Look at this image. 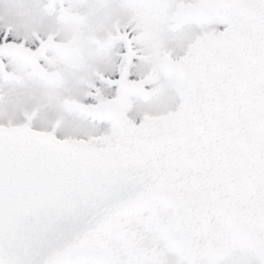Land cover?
<instances>
[{"label":"snow or ice","instance_id":"1","mask_svg":"<svg viewBox=\"0 0 264 264\" xmlns=\"http://www.w3.org/2000/svg\"><path fill=\"white\" fill-rule=\"evenodd\" d=\"M0 264H264V0H0Z\"/></svg>","mask_w":264,"mask_h":264}]
</instances>
